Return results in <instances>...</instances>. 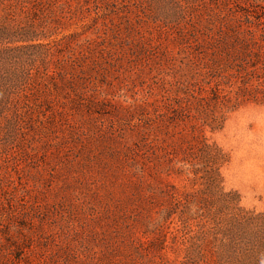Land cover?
Returning <instances> with one entry per match:
<instances>
[{
    "label": "rangeland",
    "instance_id": "1",
    "mask_svg": "<svg viewBox=\"0 0 264 264\" xmlns=\"http://www.w3.org/2000/svg\"><path fill=\"white\" fill-rule=\"evenodd\" d=\"M0 264H264V0H0Z\"/></svg>",
    "mask_w": 264,
    "mask_h": 264
},
{
    "label": "trees",
    "instance_id": "2",
    "mask_svg": "<svg viewBox=\"0 0 264 264\" xmlns=\"http://www.w3.org/2000/svg\"><path fill=\"white\" fill-rule=\"evenodd\" d=\"M246 224H247V226H249V223L248 222H246V221H244Z\"/></svg>",
    "mask_w": 264,
    "mask_h": 264
}]
</instances>
